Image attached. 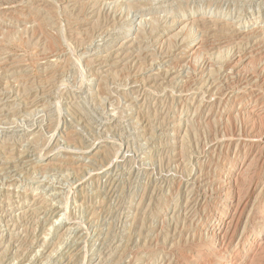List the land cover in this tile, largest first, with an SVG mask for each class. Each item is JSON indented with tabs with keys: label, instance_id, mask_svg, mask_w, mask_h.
<instances>
[{
	"label": "rangeland",
	"instance_id": "rangeland-1",
	"mask_svg": "<svg viewBox=\"0 0 264 264\" xmlns=\"http://www.w3.org/2000/svg\"><path fill=\"white\" fill-rule=\"evenodd\" d=\"M263 222L264 0H0V264H264Z\"/></svg>",
	"mask_w": 264,
	"mask_h": 264
},
{
	"label": "bare ground",
	"instance_id": "bare-ground-1",
	"mask_svg": "<svg viewBox=\"0 0 264 264\" xmlns=\"http://www.w3.org/2000/svg\"><path fill=\"white\" fill-rule=\"evenodd\" d=\"M193 36V35H192ZM191 39V38H190ZM189 45V44H188ZM190 46V45H189ZM188 47V46H187ZM194 49H195V47H194ZM198 50V49H197ZM189 51V50H188ZM191 51V50H190ZM112 52V51H111ZM193 52V51H192ZM188 55V54H187ZM213 55V54H212ZM248 55V54H247ZM129 57V56H128ZM190 57V56H189ZM234 59H236V58H233L232 60H231V62L233 61V63H231L232 64V66H231V70H237L241 65H243V62L245 61V56L244 57H241V56H239L238 57V60H234ZM127 61V60H126ZM247 64V63H246ZM244 65H245V63H244ZM244 67V66H243ZM8 68V67H7ZM126 68V67H125ZM174 69V68H173ZM262 70H263V68H262ZM136 84V83H135ZM8 100V99H7ZM20 102V101H19ZM247 108V107H246ZM249 109V108H248ZM257 111V110H256ZM249 112H250V110H249ZM241 113V112H240ZM258 113V112H257ZM23 132V131H22ZM68 148V147H67ZM29 163V162H28ZM12 165V164H11ZM246 168V167H245ZM244 169V168H243ZM24 170V169H23ZM242 170V168H240L239 169V172ZM250 170V169H249ZM238 171V170H237ZM244 171V170H243ZM247 171V170H246ZM237 173V172H236ZM249 173V172H248ZM243 174V173H242ZM246 174V173H245ZM245 174H243V175H245ZM223 176V178L221 179L220 177H219V180H217V183H218V185H216L217 186V189L213 192V190L211 191V193H208V191L207 190H202V189H198L197 190V192L199 193V195H206V194H210V195H212V196H215V198H217L218 200L219 199H221V201L223 202V207H224V213H223V215H222V218L220 219V222L222 223L221 224V226H216L215 228H214V230H213V235L215 236V237H218V238H222V239H224V237H225V234H226V232L224 231V234H223V236L221 235H219L218 236V234L221 232V231H223V230H226L225 228L223 229V227H222V225L224 224V222H225V220H226V218H228L229 216H230V213H231V211H232V209H233V207L235 206V205H237V207L239 208L243 203H244V201H246L247 202V198H244V197H241L240 196V191H241V189H240V187L238 186V184L235 182V181H233V180H231L230 179V177L228 176V175H226V174H222ZM44 176V175H43ZM238 176V175H237ZM246 176V175H245ZM12 178V177H11ZM199 178H201V177H199ZM214 178V177H213ZM216 178V177H215ZM243 178V177H242ZM206 179H208V178H206ZM205 179V180H206ZM234 179V178H233ZM213 180V179H212ZM196 181V180H195ZM198 182V181H197ZM212 183V182H211ZM204 183H201V182H199L197 185H203ZM214 187V186H213ZM212 187V188H213ZM239 187V188H238ZM204 189H208V188H204ZM239 189H240V191H239ZM209 190V189H208ZM210 192V191H209ZM214 194V195H213ZM243 200V201H242ZM242 202V203H241ZM237 203V204H236ZM240 203H241V205H240ZM240 205V206H239ZM220 207V206H219ZM236 207V208H237ZM239 212V211H238ZM217 213V212H216ZM225 215V216H224ZM238 216V215H237ZM225 217V218H224ZM234 216H232V218H233ZM253 217V216H252ZM232 218H231V216L229 217V221H226V225H228V224H230L231 222H232ZM59 219V218H58ZM69 220V219H68ZM263 220V219H262ZM59 221V220H58ZM223 221V222H222ZM236 221V220H235ZM60 222V221H59ZM58 222V223H59ZM219 222V223H220ZM264 223V222H263ZM8 224V223H7ZM69 227V226H68ZM226 227V226H225ZM85 232V231H84ZM201 233V232H200ZM223 233V232H222ZM53 234V233H52ZM208 235H209V233H208ZM202 236V235H201ZM212 236V235H211ZM210 236V237H211ZM257 236V235H256ZM264 236V235H263ZM73 238V237H72ZM200 238V237H199ZM206 238V237H205ZM264 238V237H263ZM262 238V239H263ZM221 239V240H222ZM257 239V238H256ZM68 240V239H67ZM73 240V239H72ZM205 240V239H204ZM218 240V239H217ZM82 241V240H81ZM69 242V241H68ZM87 242V241H86ZM222 242L223 241H221L220 243H218V244H214V243H211L210 245H208L209 247L207 248V251H206V253H207V255L208 256H211V258L213 259V260H215L214 262H216V263H214V264H235V262H233V261H231V260H228V259H226V258H220L218 255H219V253H220V251H221V246H222ZM260 242V241H259ZM216 243V242H215ZM87 244V243H86ZM261 244H264V239H263V242L261 243ZM13 245V244H12ZM65 245V244H64ZM257 245V244H256ZM68 247V246H67ZM257 247H258V245H257ZM261 247V246H260ZM263 247V246H262ZM201 248V247H200ZM257 249V248H256ZM259 251H260V249H259ZM202 252L203 251H201V250H198L197 249V252H196V255H195V258H193L192 259V257H191V260H187L186 261V263H188V264H192L191 262H194V263H197L199 260H200V258H201V255H202ZM238 252V251H237ZM243 252H247V251H245V249H241V253H243ZM258 252V251H257ZM227 253V252H226ZM232 253V252H231ZM254 253V252H253ZM194 254V253H193ZM223 254V253H222ZM226 255V254H225ZM224 256V255H223ZM235 256H237V255H235ZM252 257V256H251ZM203 258V257H202ZM239 258V257H238ZM251 259V258H250ZM247 260V259H246ZM183 261V260H182ZM212 261V260H211ZM184 262V261H183ZM254 262V261H253ZM211 263V262H210ZM247 263V262H246ZM202 264V263H201ZM236 264H238V262L236 263ZM241 264H245V263H241ZM249 264V263H248Z\"/></svg>",
	"mask_w": 264,
	"mask_h": 264
}]
</instances>
